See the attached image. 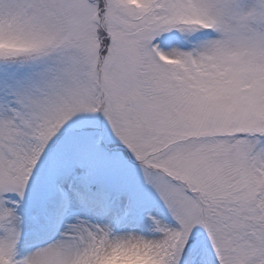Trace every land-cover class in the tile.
<instances>
[{
	"label": "rangeland",
	"instance_id": "374dc122",
	"mask_svg": "<svg viewBox=\"0 0 264 264\" xmlns=\"http://www.w3.org/2000/svg\"><path fill=\"white\" fill-rule=\"evenodd\" d=\"M0 264H264V0H0Z\"/></svg>",
	"mask_w": 264,
	"mask_h": 264
},
{
	"label": "bare ground",
	"instance_id": "6f19581e",
	"mask_svg": "<svg viewBox=\"0 0 264 264\" xmlns=\"http://www.w3.org/2000/svg\"><path fill=\"white\" fill-rule=\"evenodd\" d=\"M136 239H138V237H136ZM135 244H134V247L133 248H135V249H138L140 252L142 251V250H145V249H147V246L146 245H144V247L143 248H140V245L138 244V241L137 242H134ZM145 243L148 245V239L146 238L145 239ZM142 253V252H141Z\"/></svg>",
	"mask_w": 264,
	"mask_h": 264
}]
</instances>
